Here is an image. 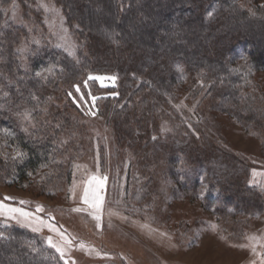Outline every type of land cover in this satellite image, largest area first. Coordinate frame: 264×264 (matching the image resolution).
<instances>
[{"label":"rangeland","instance_id":"obj_1","mask_svg":"<svg viewBox=\"0 0 264 264\" xmlns=\"http://www.w3.org/2000/svg\"><path fill=\"white\" fill-rule=\"evenodd\" d=\"M239 1L264 7V0ZM42 3L59 15L45 12L39 7ZM201 6L207 23L217 26L224 14L222 5ZM6 11L9 22L26 29L28 36L20 46L26 52L19 53L25 65L41 51H60L72 58L83 51L108 70L158 69L179 79L191 78L185 65L150 52L119 50L94 36L83 45L57 0H30L26 14L13 0ZM208 52L236 66L244 62L248 50L238 37L221 31ZM103 78L97 80L101 85L118 83L114 74ZM257 80L261 82L257 100L264 107V73ZM88 87L79 92L82 114L73 112L80 121L76 135L84 153L72 164L70 180L46 185L45 170L31 173L19 185L0 179V201L38 215L63 237L45 225H34L40 231L32 232L5 217L0 222L37 235L50 257L63 264H262L264 111L242 115L224 101L225 90L210 89L209 84L207 94L203 89L188 93L161 104L153 115L152 105H147L143 118V100L131 92L119 95L116 88L113 94H92ZM91 174L107 178L99 221L95 209L82 199ZM37 205L43 211L37 212ZM49 236L66 248L64 259L47 245Z\"/></svg>","mask_w":264,"mask_h":264},{"label":"trees","instance_id":"obj_2","mask_svg":"<svg viewBox=\"0 0 264 264\" xmlns=\"http://www.w3.org/2000/svg\"><path fill=\"white\" fill-rule=\"evenodd\" d=\"M12 1L0 0V130L14 132V137H5L0 131V179L8 184L19 185L28 173L38 170L46 171V185L70 180L72 164L84 153V144L76 135L80 121L73 112L82 114L79 92L88 84L92 94H113L116 88L119 95L131 92L138 101L143 100V118L147 105H152L153 115L161 104L202 89L207 94L209 84L210 89L225 90L224 101L242 115H263L264 107L255 92L261 83L257 76L264 73V7L259 4L244 5L239 0H57L83 45L94 36L119 50L150 52L180 62L192 75L179 79L158 69L143 73L108 70L109 66L92 62L83 51L77 58L60 51H41L25 65L17 50L28 35L23 26L7 19ZM15 1L26 14L30 0ZM210 2L224 8L222 20L214 27L207 23L201 6ZM221 31L238 37L247 48L243 63L233 66L210 57L208 50ZM49 66L51 73L34 75L37 69ZM111 74L117 85H101L94 79ZM199 81L203 85L198 88L187 85ZM26 110L31 114L27 122L19 115ZM25 127L27 133L22 130ZM17 144L27 153L23 160L13 159ZM0 233L7 237L0 241V264H63L52 259L38 236L27 229L0 222Z\"/></svg>","mask_w":264,"mask_h":264},{"label":"snow or ice","instance_id":"obj_3","mask_svg":"<svg viewBox=\"0 0 264 264\" xmlns=\"http://www.w3.org/2000/svg\"><path fill=\"white\" fill-rule=\"evenodd\" d=\"M13 7L15 8L16 6L13 5ZM40 8H42L45 12H51V13H55L56 15H59V11L57 9H55L54 7H49V5L47 4H40L39 5ZM15 11H13V19H15ZM63 25V19L61 18V26ZM64 31L66 32L67 29H64ZM38 43V41H37ZM18 53H24L26 52V49L21 47L18 50ZM53 70L52 66L49 67H42L40 70H37L34 75L37 77H43L46 73H51ZM94 79L97 80H103V77H95ZM110 79H115L114 77L110 78ZM69 95H71V93H69ZM95 114V113H93ZM23 121L27 122L30 121L31 119V114L29 111H25L24 113L19 114ZM25 133L28 132V129L25 127L22 129ZM3 132L5 137H14V132L10 131L8 128H4L2 130H0ZM27 156V153L21 151L19 149V145L17 144L16 146V152H15V156L13 157V159H20L23 160L25 157ZM44 165H42L43 167ZM28 175H31V173H28ZM106 177H101L98 174H91L87 180V187H84L82 189L83 192V196L82 199L84 201V203L88 204L90 207L95 209V213H94V218L99 221L101 219L100 216V212L102 209V204H103V189H104V184L106 181ZM75 182H74V187L72 190V195L75 196ZM14 198L11 197H5L4 200H11ZM28 203L27 201H19V204L24 205ZM77 212L80 211H84V209L81 208H77L74 209ZM43 211L42 206L37 205V212ZM0 217H5L6 219H10V220H14L16 221V223L20 226L23 227H27L30 228L32 232H39L40 228L36 227L34 225L39 224V225H45L49 228L50 231L53 232H57L61 237H63V233L59 231V229L56 228L55 225L53 224H45V221L43 219H41L38 215L26 211L23 207H14L11 206L9 204L4 203V201H0ZM7 239V237H5L3 235V233H0V241ZM64 239L66 240V243L68 245L71 244L70 240H67L66 237H64ZM250 240L252 241H256V237H249ZM47 245L53 249H55V251L57 253H59V257L60 259H64L65 255H66V248L62 247L60 245H58L57 243H55L52 239L51 236L47 237ZM29 246H31V242H29ZM81 248L84 247L83 244L80 245ZM241 247H244V245H241ZM33 251H36L35 248L32 249ZM252 250L253 252L256 251L255 246L253 244L252 246ZM65 264H67V261H65ZM262 264H264V262H262Z\"/></svg>","mask_w":264,"mask_h":264}]
</instances>
